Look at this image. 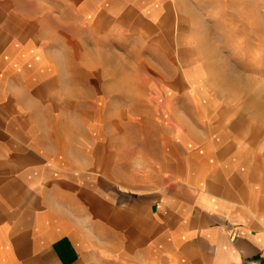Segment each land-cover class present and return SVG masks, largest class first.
<instances>
[{"label":"crops","instance_id":"1","mask_svg":"<svg viewBox=\"0 0 264 264\" xmlns=\"http://www.w3.org/2000/svg\"><path fill=\"white\" fill-rule=\"evenodd\" d=\"M36 1L30 17L33 0H0L8 12L0 39H57L33 29L59 27L62 18L79 32L71 39H124V29L141 39V21L153 28L143 39L165 38L154 5L60 0L67 16L52 0ZM6 49L14 64L0 65V264H264V152L222 137L197 150L179 130L153 153L112 146L102 132L98 144L61 154L37 136L23 100L19 78L38 63Z\"/></svg>","mask_w":264,"mask_h":264},{"label":"rangeland","instance_id":"2","mask_svg":"<svg viewBox=\"0 0 264 264\" xmlns=\"http://www.w3.org/2000/svg\"><path fill=\"white\" fill-rule=\"evenodd\" d=\"M35 1L27 7L30 17ZM52 1L62 15H71L63 1ZM122 4L160 9L158 25L166 26V39H143L153 30L144 21L141 39H132L137 34L125 29L124 39H71L73 30L74 36L79 32L63 18L59 27L33 29L54 31L57 39H0V65L14 64L5 58L8 46L31 54L27 65L38 63L25 77L15 71L12 81L24 79L19 84L37 136L47 137L61 154L70 146L83 148V142L98 144L102 132L109 133L112 146L153 153L163 137L173 138L180 130L197 150L222 137L246 153H263L264 0ZM45 16L51 25L50 11ZM5 17L8 12L0 11V37ZM28 34L33 35L31 28ZM183 35L187 39H180Z\"/></svg>","mask_w":264,"mask_h":264}]
</instances>
